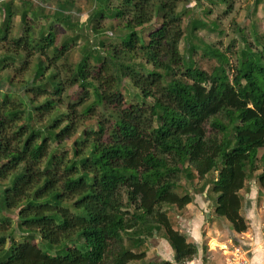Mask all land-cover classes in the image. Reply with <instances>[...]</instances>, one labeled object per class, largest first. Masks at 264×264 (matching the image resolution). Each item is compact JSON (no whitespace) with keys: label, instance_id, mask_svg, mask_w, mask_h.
<instances>
[{"label":"trees","instance_id":"obj_1","mask_svg":"<svg viewBox=\"0 0 264 264\" xmlns=\"http://www.w3.org/2000/svg\"><path fill=\"white\" fill-rule=\"evenodd\" d=\"M47 1L0 0V72H23L38 55L23 88H0V264H171L147 259L154 236L186 263L197 246L166 211L193 202V189L178 194L182 180L201 181L215 216L246 232L241 191L252 180L264 190V42L244 40L232 75L210 49L218 65L208 73L180 52L183 39L196 51L188 37L207 24L183 27L178 0H121L109 15L127 31L119 44L80 43L73 0H56L52 16ZM232 1L212 3L229 11ZM157 19L141 43L136 29ZM55 21L72 35L58 42ZM124 79L139 101L125 103ZM74 85L83 95L62 112Z\"/></svg>","mask_w":264,"mask_h":264},{"label":"rangeland","instance_id":"obj_2","mask_svg":"<svg viewBox=\"0 0 264 264\" xmlns=\"http://www.w3.org/2000/svg\"><path fill=\"white\" fill-rule=\"evenodd\" d=\"M213 1L214 0H178L177 11L182 13L183 27L189 20L192 19H201L207 24V28H199L197 31H195V38L192 37V39L191 36L188 37L190 40H192V44L196 46V51L189 52V44L185 39H183L179 44L180 52L183 57H188L191 59L195 63L196 67L210 73L213 67L218 65V62L213 56L210 55L209 50H218V52L224 54L228 59L229 65L227 69H229V74L232 75L234 66L236 64V59L239 57L240 47L243 46L244 40L255 50H259L261 44L264 42V0H258L256 5V0H233V6L229 11H226V6L218 4L214 5V3H212ZM73 2L74 8L72 9V19L74 21L78 20L79 24H81L83 27L79 30L81 35L79 39L80 43H83L85 39L90 38L94 43L101 41H103L105 44L120 43V39L126 34L127 31L123 28L122 23L112 20L111 16L109 15L114 10V8L121 4V0H109L106 4L103 0H73ZM56 6V0H48L44 4L46 9L45 13L52 16ZM99 12H103V14L100 16ZM97 13L98 15L95 17V14ZM88 17L92 20L89 23L86 21ZM158 22L159 19H157L156 22L152 21L150 24L136 29L138 35L140 36L141 43H145L147 41L149 32L156 27ZM86 23L87 25H85ZM48 25L47 29L49 28ZM95 26L98 27V35H95L94 32H90V28ZM17 29L18 27L15 28V33H17ZM52 29H54L57 34L58 42L62 41L64 36L72 35L70 30L62 27L59 24H56V21L54 22ZM107 32H109V34H107ZM86 34H88V36ZM3 52L4 49L0 48V54ZM49 56H51V53H49ZM37 57L38 55H36L34 59L30 61L29 66L23 72L17 73L14 71V67H11L7 71L0 72V88L4 90L10 84L17 86L18 88H23L21 83L26 82L32 76V70L35 66ZM80 58L81 54L76 47L73 49V52L69 57V62L74 64L78 62ZM9 81H12V83H9ZM13 91H20L22 94H24L22 89H13ZM133 92L134 88L132 89L128 79H124L122 85V94L125 103H128L131 100L134 101V99L139 101V95L137 94V96L134 97ZM81 95H83V92L77 86L74 85L68 88L63 95L64 102L59 104L60 111H65V103L77 101ZM37 100H41V97H39ZM94 123L95 120L93 119L87 120L85 125L83 127L81 126V129L91 128ZM77 136L78 134H76L67 143V148ZM261 154L262 151H259V156ZM200 186L201 181L198 183L195 181L193 183H187L182 180L180 188L177 192L179 195H182L193 189L191 194H197L198 204L203 205L205 203L207 206H204V208L208 210L206 214H211L213 202L211 199H209L207 204V200L202 197V193L205 190L201 189ZM206 192L208 195H210V191ZM245 192L246 190H243L241 191V194L243 195ZM202 201H204V203ZM244 209L245 208H243V210ZM166 211L174 229L178 230L179 232L187 231L188 227L183 225L184 221L180 222L179 218L176 217L179 215L181 217L183 216L185 219V210H177L171 207L170 209L166 208ZM16 214V211L9 213V216L12 218V228H16ZM183 214H185V216ZM222 221L229 224L224 219ZM14 238L20 239L19 232H14ZM213 244L214 242H212L211 245ZM50 253L52 254V252ZM150 261L159 263L154 259H150Z\"/></svg>","mask_w":264,"mask_h":264},{"label":"crops","instance_id":"obj_3","mask_svg":"<svg viewBox=\"0 0 264 264\" xmlns=\"http://www.w3.org/2000/svg\"><path fill=\"white\" fill-rule=\"evenodd\" d=\"M247 184L243 194L245 209L242 210V215L248 222V229L244 233L236 234L229 224L222 221L223 218L215 216L213 210L211 214H206L208 210L204 206L207 205L204 201L203 205L198 204L197 194L193 202L182 209L185 210L186 216L183 215L186 218L176 216L188 227L187 231L181 233L197 246L196 256L183 264H231L232 259L237 256H244L248 264H264V190L259 188L256 180ZM202 197L208 204L206 192L202 193ZM145 245L147 259L177 264L173 261V250L162 237L154 236Z\"/></svg>","mask_w":264,"mask_h":264},{"label":"built area","instance_id":"obj_4","mask_svg":"<svg viewBox=\"0 0 264 264\" xmlns=\"http://www.w3.org/2000/svg\"><path fill=\"white\" fill-rule=\"evenodd\" d=\"M263 242H264V230H263ZM231 264H248V261L244 258V256H237L235 259H232Z\"/></svg>","mask_w":264,"mask_h":264}]
</instances>
